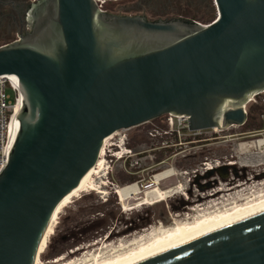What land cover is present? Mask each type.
Here are the masks:
<instances>
[{
  "label": "water",
  "instance_id": "water-1",
  "mask_svg": "<svg viewBox=\"0 0 264 264\" xmlns=\"http://www.w3.org/2000/svg\"><path fill=\"white\" fill-rule=\"evenodd\" d=\"M213 3L207 25L109 15L94 0L31 8L29 31L0 47L21 103L0 171V264H35L57 207L114 133L166 115L190 131L245 124L264 93V0ZM124 264H264V207Z\"/></svg>",
  "mask_w": 264,
  "mask_h": 264
},
{
  "label": "rangeland",
  "instance_id": "rangeland-1",
  "mask_svg": "<svg viewBox=\"0 0 264 264\" xmlns=\"http://www.w3.org/2000/svg\"><path fill=\"white\" fill-rule=\"evenodd\" d=\"M216 15L213 0H200L198 5L189 6L188 4L184 11L185 17L202 25L212 22ZM7 92L13 96L11 91L7 90ZM248 110L255 114L257 122L261 119L263 121L264 93L255 96L246 105V114ZM149 129L155 130L156 134L153 139L146 135ZM159 129L161 131L168 130L166 117L152 121L149 125L119 131L112 142L117 143L126 138L128 140L127 146L132 150L133 155L128 158L125 164L122 160H115L114 158L110 162V158L107 156L106 162L102 164L103 170H100L98 175H94V178L92 177L97 185L100 186V182H104L106 186L102 188L100 186L99 189L97 188V192H81L63 208L58 215L53 233L48 239L44 252L39 256L41 264H67L71 261L78 263L88 261L87 264H90V259L94 255L104 257L113 254L114 247L116 248L121 243H128L134 238H144L148 232L160 225L171 226L175 219L185 223L184 218L195 216L192 210L209 208L210 210L205 213H212L221 207L224 200L227 203L237 193L249 194L253 191L255 193L264 191V177L257 178V175L264 174L263 156L260 155L256 147H247L246 150L243 148L244 144L254 145L252 141L264 137V122L262 128L255 131H244L241 127H232L226 131L199 130L196 135L190 136L185 134L163 135ZM252 133L260 136L250 138ZM160 134H162V138ZM161 142L164 143L161 144ZM157 153L162 154V159L159 162L156 161ZM206 162H216L219 164L218 168L233 162L238 170L227 168V177L222 179L217 172L206 176L207 172H203V166ZM107 167L109 169L108 174H106ZM167 169H173L175 176L162 181L159 188L162 191H167L179 186L178 192L180 193H175L172 197L153 206H139V202L130 200L124 207L126 210H123L121 209L123 203H120L121 206L117 204L118 199L113 191L116 186L123 187L137 182H140L141 187L147 186L153 175ZM234 173L245 176L248 184L232 185L230 182L233 180H228V178L234 176ZM128 176H133L134 181L124 182L122 180ZM198 177L201 178L198 179ZM236 181L238 182V180ZM216 182L217 185L210 186ZM98 190L103 193L100 194ZM113 196L116 197V203L105 206L103 209L105 201L113 200ZM153 197H149L148 202L154 199ZM94 208H101L98 210L100 212L94 215L79 216L78 223L72 222L71 218L77 212ZM79 223L81 225L75 232L81 233L73 236L75 237L73 241L89 236L90 232L95 237L89 240H81L82 243L67 249L58 257L46 258V254L58 247L61 238L71 233L72 227ZM82 230L86 232L84 231L83 234ZM70 250H74L77 254L74 256L69 254L62 261L53 263L54 259L56 260L61 256L65 257Z\"/></svg>",
  "mask_w": 264,
  "mask_h": 264
},
{
  "label": "bare ground",
  "instance_id": "bare-ground-1",
  "mask_svg": "<svg viewBox=\"0 0 264 264\" xmlns=\"http://www.w3.org/2000/svg\"><path fill=\"white\" fill-rule=\"evenodd\" d=\"M213 130L218 131L216 128H213ZM13 131H14V125H13ZM247 147H252V148L256 147L259 150L260 155L263 156L264 159V138H259L258 140L255 141V144L251 146L250 144H244L243 148L245 149ZM103 163H104L103 158L99 157V160L97 161L96 165L92 169H90V171L87 173L84 182L75 189L71 190L62 200V202L59 204L42 238V241L38 249L37 257L35 260V264H41L39 256L44 252L48 239L53 233V229L56 224L58 215L63 210V208L70 203L71 199L77 197L78 194H80L81 192H86V191L97 192V188L99 189L100 186L101 188L103 186H106L104 182H100V186L97 185V182H95V180L93 179L94 175H98L100 173V170H103L102 167ZM211 165L212 164L209 163L208 166ZM216 167L217 166L212 167L211 170L217 169ZM208 171H210V168H208L206 172ZM174 176H175L174 170L167 169L161 173L154 175L149 185L147 186L141 187L139 184L140 182H137L127 186L118 187L116 194L118 195L120 202L123 203V210H126V208L124 207L126 204L130 202V200H135L139 202V206L140 205L153 206L155 204L161 203L162 201H165L166 198L172 197V195L175 193L176 194L180 193L178 192L180 190V189L178 190L179 186L174 187L173 189L171 188L167 191H162L159 188V185L162 181L171 179ZM98 192L100 194L103 193L102 191L99 190ZM151 196H154L153 197L154 199H152L153 201L151 200L150 202H148L149 201L148 198ZM224 201L221 207L217 208L215 212L205 213L206 211L210 210L209 208L195 209L192 210L195 216H192V218L191 217L184 218V220H186L185 223L175 219L171 226L166 227L160 225L158 228H154L150 232H148V235L146 234L147 236H145L144 238H139V239L134 238V240H131L128 243H121L116 248L113 246L114 247L113 254H109L108 256H104V257L99 255H94L93 257L90 256L91 257L90 264H124L131 260L139 258L143 255H146L148 253H151L153 251L171 245L175 242H178L180 240H183L185 238L203 232L207 229H210L212 227H215L217 225L235 219L239 216H242L244 214L262 208L264 207V191L262 190V192L259 193H255V191H253V193L250 192L249 194L237 193L234 197L230 198V200H228L227 203H225L226 201L225 202ZM213 208L215 207L213 206ZM65 258L66 256L57 258L56 260L53 261V263H58ZM87 263L88 261L85 262L83 261L80 263H78L77 261H71L68 262L67 264H87Z\"/></svg>",
  "mask_w": 264,
  "mask_h": 264
},
{
  "label": "flooded vegetation",
  "instance_id": "flooded-vegetation-1",
  "mask_svg": "<svg viewBox=\"0 0 264 264\" xmlns=\"http://www.w3.org/2000/svg\"><path fill=\"white\" fill-rule=\"evenodd\" d=\"M38 0H0V47L19 41L29 31L30 10ZM200 0H119L114 2H104L102 11L109 15L117 16H138L146 21H170V20H190L184 16L186 6L198 5ZM259 139V138H258ZM256 139V140H258ZM252 144H255V141ZM251 143V142H250ZM225 166V165H224ZM229 168L238 170L233 162L227 163ZM247 170V169H245ZM258 179L264 177V174L257 175ZM232 185L240 186L248 184L245 176L234 173L229 177ZM238 180V182L236 180ZM241 180V181H240ZM216 181V180H214ZM217 185L216 183L210 186ZM118 199V198H117ZM121 202L118 200L120 206ZM123 209V206H121ZM75 224L77 222H74ZM74 225V224H72ZM77 226L72 227V232L78 230ZM79 250V249H78ZM77 252H73L74 256Z\"/></svg>",
  "mask_w": 264,
  "mask_h": 264
},
{
  "label": "built area",
  "instance_id": "built-area-1",
  "mask_svg": "<svg viewBox=\"0 0 264 264\" xmlns=\"http://www.w3.org/2000/svg\"><path fill=\"white\" fill-rule=\"evenodd\" d=\"M97 4V7L99 10L102 11L103 9V4L104 2H114L117 0H94ZM7 90L11 91L13 93V96L7 92ZM251 102V101H250ZM21 108V103H20V98H19V92H18V86H16L13 83V78L12 77H6L0 76V171L4 168L6 164V156H7V151H8V146L13 134V125H14V120ZM244 111L246 112V107H244ZM166 125L167 129L165 131H159L163 133V135H196L198 131H190L188 129V120L187 117H173L171 115H166ZM263 122H264V116H263ZM151 124L150 122H147L143 125H149ZM212 130V129H211ZM124 131V130H121ZM155 130L154 129H149L146 132V135H148L149 138L153 139L155 136ZM213 131V130H212ZM154 132V134H153ZM119 131L108 137L102 147L100 157L103 158V162H106L107 156L110 158L109 161H112V158L115 160H122L124 162L123 164L128 161V158L133 155L132 150L127 146L128 140L126 138L119 140L117 143L112 142L114 137L118 135ZM260 136L259 134H254L252 133L250 138L252 137H258ZM160 137L162 138V134H160ZM264 138V137H262ZM164 142H161L163 144ZM164 147V145H163ZM109 164V163H107ZM211 166H208L209 163L206 162L204 163L203 166V172L205 173L208 168L217 166L218 168L219 164L216 162L211 163ZM109 169L107 167L106 169V174ZM154 175L152 176V178ZM118 186L114 188V193H116ZM118 200L119 197L116 194ZM77 249V248H76ZM75 249V250H76ZM74 250H70L65 256H68L69 254H72ZM62 257V256H61ZM55 260V259H54ZM53 260V261H54Z\"/></svg>",
  "mask_w": 264,
  "mask_h": 264
},
{
  "label": "trees",
  "instance_id": "trees-1",
  "mask_svg": "<svg viewBox=\"0 0 264 264\" xmlns=\"http://www.w3.org/2000/svg\"><path fill=\"white\" fill-rule=\"evenodd\" d=\"M163 117L164 116H162L160 118H157V119H154L152 121L159 120V119H161ZM262 123H263L262 119L259 122H257L256 118H255V114H253L252 111L248 110L247 114H246V122H245V124L243 126H240V127L244 131H255V130H260L262 128ZM156 156H157L156 161L159 162L162 159V154L161 153H157ZM134 179L135 178L133 176H128V177L122 178V180L124 182H126V181L132 182V181H134ZM113 197H114V198H112L113 200H106L105 201L106 203H104L103 209L105 208V206L111 205L112 203H116V197L115 196H113ZM99 209H101V208H94V209H91V210H87V209L81 210L80 212H77L75 214V216L71 218V220H72V222H77L78 223L79 216H84L86 214L87 215H89V214L90 215L91 214H93V215L97 214L98 212H100V211H98ZM68 231L69 230L67 229V232ZM82 231H83V234L86 232L85 230H82ZM80 233L81 232H75V233L71 232V233L66 234L64 237L61 238L60 244L58 245V247L55 248L54 250H52V252H49L48 254H46L45 257L46 258H50V259L58 257L61 254H63L65 251H67V249L82 243L83 241L81 242V240H89V239H92L93 237H95V236H93L94 234L92 232H90L89 236H87L85 238H82L81 240L78 238V239H75L73 241V239L75 238L73 236L79 235Z\"/></svg>",
  "mask_w": 264,
  "mask_h": 264
}]
</instances>
